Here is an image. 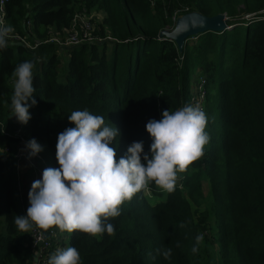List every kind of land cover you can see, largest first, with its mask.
I'll return each mask as SVG.
<instances>
[{"label":"trees","instance_id":"1","mask_svg":"<svg viewBox=\"0 0 264 264\" xmlns=\"http://www.w3.org/2000/svg\"><path fill=\"white\" fill-rule=\"evenodd\" d=\"M6 9L8 24L30 41L44 39L50 27L68 28L78 13L101 11L94 35L107 32L112 40L0 49V264L35 261L30 232L14 224L30 188L20 178L11 135L12 72L33 60L30 136L45 145L52 168L59 167L57 136L74 127L68 120L74 110L102 115L119 130L110 144L117 159L134 141L148 153V120L190 104L201 80L208 117L203 155L177 174L174 190L150 184L109 218L114 235L74 231L57 246L75 247L81 264H264V20L244 18L263 16L264 0H7ZM191 11L225 14L233 27L191 36L181 50L159 38ZM198 234L204 239L193 253Z\"/></svg>","mask_w":264,"mask_h":264},{"label":"clouds","instance_id":"2","mask_svg":"<svg viewBox=\"0 0 264 264\" xmlns=\"http://www.w3.org/2000/svg\"><path fill=\"white\" fill-rule=\"evenodd\" d=\"M13 32V26L0 20V49L8 46L9 34ZM35 63L24 61L12 72L11 111L22 124L31 118L29 108L37 104L33 98ZM68 120L74 127L65 128L57 136L59 167L45 168L41 179L32 182L26 214L14 218L22 233H29L36 226L42 231L56 228L61 233L114 235L109 218L118 217L121 206L138 192L148 190L150 184L169 192L174 190L177 174L202 157L210 139L205 131L208 117L199 105L165 109L161 119H149L145 125L151 137L149 152H144L142 141H134L119 159L116 149L110 146L119 130L107 126L102 115L87 109L74 110ZM25 147L30 157L42 151L34 138ZM203 239V234L195 237L193 253L199 250ZM162 254L168 259L171 249ZM47 264H81V256L75 247L57 248Z\"/></svg>","mask_w":264,"mask_h":264},{"label":"built area","instance_id":"3","mask_svg":"<svg viewBox=\"0 0 264 264\" xmlns=\"http://www.w3.org/2000/svg\"><path fill=\"white\" fill-rule=\"evenodd\" d=\"M7 0H0V20H3L5 24H8L7 21V9H6ZM264 14V11H263ZM94 13L90 16L78 13L76 14L70 23L68 28L63 29L62 31H57L53 28H49L47 35L44 39H34L32 41L28 40L26 36L18 33L15 29L14 32L9 34L8 44H18L22 45L32 51L37 49V46L41 42H51L55 43L60 47H69L76 46L79 44L93 43L96 41H103L105 39L112 40L111 36L106 32L104 37L101 35H94L96 30H99L97 26V19L94 18ZM246 20L261 19L264 20L263 16H255L252 14L245 15ZM28 28H31V23H27ZM204 103V90H203V80L197 84L194 88V95L190 101L191 105H199L203 108ZM12 120L14 122V127L11 132V135L14 138H17L16 142V151L14 156L17 160L23 159L21 151L18 150L17 144H25L30 140V119L26 124L20 123L12 113ZM8 135V134H6ZM8 147L4 151L8 152ZM23 152L29 153V150H24ZM32 169L35 166L29 164ZM26 211L24 212V215ZM31 234V248L35 256V261L33 264H47L50 254H52L57 248H66V246H57L63 243L67 238L65 232L61 233L58 229L52 228L48 231H42L38 227L34 226L30 231Z\"/></svg>","mask_w":264,"mask_h":264},{"label":"water","instance_id":"4","mask_svg":"<svg viewBox=\"0 0 264 264\" xmlns=\"http://www.w3.org/2000/svg\"><path fill=\"white\" fill-rule=\"evenodd\" d=\"M232 27L231 20L225 14L207 16L197 11H191L177 17L172 29L160 31L159 38L174 41L181 50L186 40L191 36L206 31L223 32Z\"/></svg>","mask_w":264,"mask_h":264},{"label":"rangeland","instance_id":"5","mask_svg":"<svg viewBox=\"0 0 264 264\" xmlns=\"http://www.w3.org/2000/svg\"><path fill=\"white\" fill-rule=\"evenodd\" d=\"M93 16H94V18L97 19L98 23L100 21H102L104 18V14L101 11L95 12ZM198 72L199 71H197V73ZM197 73L192 74V80L194 78L198 77ZM29 137H30V139H33L30 135H29ZM36 141H37V143H39L42 146V151L37 153L35 156H31V157L29 156L28 153L23 152L24 150H27L25 147L26 143L25 144H17L18 150L21 151V153L23 155V159L18 160L19 175H20L21 180L26 182L27 185H29V188H31V184L33 181L41 179L42 171L45 168L51 167L50 155H49L47 148L45 147V145L42 144V142L40 140H36ZM0 153L3 154V148H0ZM29 164H32L33 166H35L34 169H32ZM22 165L24 167H22ZM23 173H25V174H23ZM0 220L2 221V225H4L3 215L0 216ZM2 225H1V228H2ZM65 234H66V238H68L69 233L65 232Z\"/></svg>","mask_w":264,"mask_h":264},{"label":"crops","instance_id":"6","mask_svg":"<svg viewBox=\"0 0 264 264\" xmlns=\"http://www.w3.org/2000/svg\"><path fill=\"white\" fill-rule=\"evenodd\" d=\"M28 192H29V190L25 189L24 193H26L27 206H29V201H28Z\"/></svg>","mask_w":264,"mask_h":264},{"label":"bare ground","instance_id":"7","mask_svg":"<svg viewBox=\"0 0 264 264\" xmlns=\"http://www.w3.org/2000/svg\"><path fill=\"white\" fill-rule=\"evenodd\" d=\"M183 6V5H182ZM190 11V10H189ZM260 21H262V20H260ZM34 38V37H33ZM29 50V49H28Z\"/></svg>","mask_w":264,"mask_h":264}]
</instances>
